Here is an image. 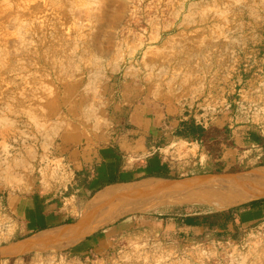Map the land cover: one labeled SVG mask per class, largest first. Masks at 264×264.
<instances>
[{"label": "rangeland", "instance_id": "rangeland-1", "mask_svg": "<svg viewBox=\"0 0 264 264\" xmlns=\"http://www.w3.org/2000/svg\"><path fill=\"white\" fill-rule=\"evenodd\" d=\"M0 10V247L28 237L16 200L34 190L69 197L76 220L88 198L64 190L68 152L119 140L137 106L161 114L156 141L177 179L257 166L260 150L243 138L264 135V0H0ZM184 117L221 139L175 138ZM211 212L160 204L127 214L142 221L90 254L49 241L0 264H264V219L231 233L161 234L174 213Z\"/></svg>", "mask_w": 264, "mask_h": 264}, {"label": "crops", "instance_id": "crops-1", "mask_svg": "<svg viewBox=\"0 0 264 264\" xmlns=\"http://www.w3.org/2000/svg\"><path fill=\"white\" fill-rule=\"evenodd\" d=\"M128 120L132 126L124 131L125 136H121L119 140L99 146L86 145L68 152L67 165L70 166L73 182L69 183L64 190L72 189V197L84 201L107 185L134 182L147 177L164 178L160 176H168L165 179L178 180V176L175 174L178 171L176 165L172 163L170 158H165L161 154V147L156 141V139H160L161 136L165 135L162 128L161 114L152 107L137 106L130 112ZM187 120L188 118L184 117L176 121L175 127L177 130H175L176 135L173 136L195 142L199 146L198 143L204 141V134L200 140H193L189 137L184 138L180 135L182 129L185 131L188 129L187 126L182 125V122ZM194 124L201 125L203 129L205 128L206 137L209 140L219 142V139H221L218 136H216V139L210 138L212 130L206 124L198 123L196 120H194ZM173 132L171 131V133ZM255 132L260 138L259 140L250 139L248 136L243 139L248 140L249 147L260 150L257 156L259 161L262 155L264 135L261 132ZM220 152H223V149ZM214 161H222V156L217 157ZM148 172L156 173L158 176L145 177ZM59 193L61 194V192ZM75 193L76 195H74ZM68 198H61L57 190L51 192L34 190L26 196L18 197L16 200V213L20 218L22 236L25 237L38 231L59 227L67 224L68 221H73L74 214L71 208L62 203L63 199ZM257 199L260 198L253 200ZM200 215L202 214L180 216L174 213L166 222L161 219L162 223L165 222L161 234L163 237L172 236L183 239L189 234L203 233L207 229L199 225ZM234 217V223L230 222L225 229L214 231L231 233L237 222L240 223L241 227L255 225L256 222L264 219V202L258 201L246 207H240L234 213ZM137 219L130 216L117 221L115 224L87 236L78 244L70 247L69 251L74 256H83L97 251L104 247L118 231H122L126 227L130 228L142 221Z\"/></svg>", "mask_w": 264, "mask_h": 264}, {"label": "bare ground", "instance_id": "bare-ground-1", "mask_svg": "<svg viewBox=\"0 0 264 264\" xmlns=\"http://www.w3.org/2000/svg\"><path fill=\"white\" fill-rule=\"evenodd\" d=\"M149 196L155 198L154 203L147 202ZM262 197L264 165L245 172L196 175L183 180L147 177L114 183L91 195L81 206L75 221L2 246L0 257L23 256L49 241H57L63 248L72 247L129 213L145 212L160 204H201L219 211Z\"/></svg>", "mask_w": 264, "mask_h": 264}, {"label": "trees", "instance_id": "trees-1", "mask_svg": "<svg viewBox=\"0 0 264 264\" xmlns=\"http://www.w3.org/2000/svg\"><path fill=\"white\" fill-rule=\"evenodd\" d=\"M182 125L187 126V131H185L184 129L181 130V136L182 137H189L193 140H200L201 136L204 134V142L205 141H209V139L206 137V130L205 128L203 129V127L201 125H195L194 124V120L193 119H188L187 121L182 122ZM190 128V129H189ZM216 132L212 133V136L210 138H215V134ZM247 136L250 137V139L253 140H259L260 138L256 135L255 131L249 130L247 133ZM245 142L247 143V139H244ZM262 155L259 158V161L257 162V166L260 165H264V142H263V146H262ZM236 171L235 169H233L231 172ZM213 173L219 174V171H215ZM147 176H158L156 175V173H146L145 177ZM160 177H164V178H168V176H160ZM258 201H262L264 202V197L257 199V200H253L250 201L248 203L242 204L240 206L234 207V208H230L227 210H222V211H217V212H211V213H207V214H202L200 215V222L199 225L203 226L204 228H206L207 230H222L225 229L226 226L232 222L234 223V213L238 210V208L240 207H246L248 205H251L255 202ZM127 217V216H125ZM125 217L121 218L120 220L124 219ZM118 220V221H120ZM69 223L72 221H68ZM67 222V223H68ZM236 227H240V223L237 222L236 225H234V228ZM31 234H28L26 236H29Z\"/></svg>", "mask_w": 264, "mask_h": 264}]
</instances>
